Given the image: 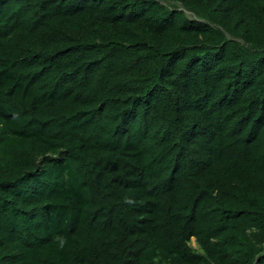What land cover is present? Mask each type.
I'll return each instance as SVG.
<instances>
[{"label":"trees","instance_id":"1","mask_svg":"<svg viewBox=\"0 0 264 264\" xmlns=\"http://www.w3.org/2000/svg\"><path fill=\"white\" fill-rule=\"evenodd\" d=\"M0 264H264V0H0Z\"/></svg>","mask_w":264,"mask_h":264},{"label":"rangeland","instance_id":"2","mask_svg":"<svg viewBox=\"0 0 264 264\" xmlns=\"http://www.w3.org/2000/svg\"><path fill=\"white\" fill-rule=\"evenodd\" d=\"M195 246H197L196 242L194 241Z\"/></svg>","mask_w":264,"mask_h":264}]
</instances>
